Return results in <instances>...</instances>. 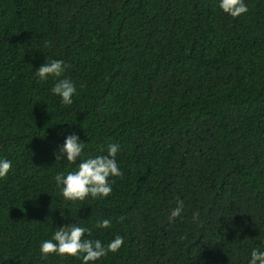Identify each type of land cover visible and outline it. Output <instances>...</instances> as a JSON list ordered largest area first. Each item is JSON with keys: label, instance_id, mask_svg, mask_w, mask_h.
I'll use <instances>...</instances> for the list:
<instances>
[{"label": "trees", "instance_id": "1", "mask_svg": "<svg viewBox=\"0 0 264 264\" xmlns=\"http://www.w3.org/2000/svg\"><path fill=\"white\" fill-rule=\"evenodd\" d=\"M245 3L233 18L217 0H0V264H82L39 249L75 222L124 237L96 264H247L264 248V0ZM45 59L68 65L72 105L34 77ZM71 131L85 158L121 145L108 198L59 195Z\"/></svg>", "mask_w": 264, "mask_h": 264}, {"label": "clouds", "instance_id": "2", "mask_svg": "<svg viewBox=\"0 0 264 264\" xmlns=\"http://www.w3.org/2000/svg\"><path fill=\"white\" fill-rule=\"evenodd\" d=\"M219 10L233 18L240 17L248 12L245 0H217ZM50 46V45H49ZM68 65L63 60L45 59V62L34 71L33 75L37 82L54 79L51 93L60 98L64 106L74 103L73 97L77 95V85L72 79L64 76ZM71 126V124H69ZM87 142L71 131L64 136L62 145L54 150L53 155L56 161H65L69 165H76L75 170L57 172L54 176L55 183L59 189V195L65 202L84 201L91 199H106L113 191L112 185L115 182L113 177L122 176V171L117 162V154L121 149L118 143H109L106 154L88 155L84 157ZM79 161V163H77ZM12 161L7 158H0V178L8 175L12 169ZM184 211L183 201H178L169 215V220L180 217ZM61 215V214H60ZM62 218L67 219L65 215ZM199 213H193V221H198ZM99 229L111 227L110 219H103L97 222ZM91 229L81 226L78 222L63 224L56 227L49 239L42 240L39 246L40 254L67 255L80 258L82 264H96L108 253H117L125 245V239L116 235L105 246L99 239H89ZM247 264H264V248H252Z\"/></svg>", "mask_w": 264, "mask_h": 264}]
</instances>
